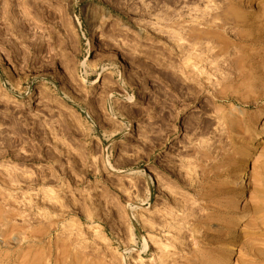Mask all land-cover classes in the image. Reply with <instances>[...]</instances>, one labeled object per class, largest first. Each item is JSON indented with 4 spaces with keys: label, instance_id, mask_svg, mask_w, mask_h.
Masks as SVG:
<instances>
[{
    "label": "rangeland",
    "instance_id": "374dc122",
    "mask_svg": "<svg viewBox=\"0 0 264 264\" xmlns=\"http://www.w3.org/2000/svg\"><path fill=\"white\" fill-rule=\"evenodd\" d=\"M183 1L161 6L185 25L230 8ZM231 1L200 74L165 53L176 83L155 68L157 0H0V264H264V0Z\"/></svg>",
    "mask_w": 264,
    "mask_h": 264
},
{
    "label": "bare ground",
    "instance_id": "6f19581e",
    "mask_svg": "<svg viewBox=\"0 0 264 264\" xmlns=\"http://www.w3.org/2000/svg\"><path fill=\"white\" fill-rule=\"evenodd\" d=\"M182 1L181 0H157V9H156L157 10L156 12L157 13L156 14L157 23L156 24H159L158 25L159 31L157 33L158 34L157 35L158 49L156 50L154 54V60H155V66H156L155 68H156V71H158L157 73L159 74H161L162 72H166V71L170 72V74H172L176 83H180L181 81V78H179V75L177 73L180 70L178 66L174 64V62L165 61V53L166 52L168 53V58L175 59V60H177V55H180V56L182 55L183 57L182 58L183 59L182 68H190L194 66L195 68H198V71L200 74L203 71L200 68V65L203 61H206L208 57V56L207 57L203 56L204 48L208 47L207 43L212 44L211 47H209L207 51L212 52L213 55H218L225 49V46L227 45V42L229 41L228 40L229 36L225 33V29H226L225 26L226 24L234 20L235 16H230V15L236 12V8H237V6L235 5V2L231 0L229 2L230 8L228 10L225 9L222 11H217L218 9L214 10L212 8V11L204 10L205 14L202 15V10L199 8L197 10L199 11L201 10V16L197 15L196 18L200 19V22H198L197 25H190V24L185 25L184 21H187V20H185V18L183 17V12H179L177 17L176 16L174 17L173 15L170 16L169 12L168 11L164 12V9L161 6L162 4L164 5L165 3H167V4H173L178 8L181 5L180 3H182ZM249 1L252 3L254 2V4H256L255 2L257 0H249ZM183 2H185V0ZM185 4L187 3L185 2ZM240 15L244 16V15H247V13L243 12ZM241 16H239V18ZM12 18L13 17H11L10 15L6 16L5 19L7 20V22L5 25L7 26L9 31H12L15 33L17 30H20V29L22 31L23 27L29 28V26L32 24V23H27L26 21H21V22H18L17 24V22L15 21H14L15 23L13 22ZM163 24L168 25V28L170 29L163 30V26H161ZM165 40L166 42H164ZM90 41L96 44L97 36H96L95 31H93L92 38L90 39ZM163 45L166 46L165 50L162 48ZM206 54L207 52L204 55ZM208 55L210 56L209 53ZM107 56L108 58L111 57L112 59L116 61V66L119 68L122 74L124 71L129 70L128 63L126 62L123 56L117 54L115 51H110ZM104 69H107V68H103V71ZM139 93H142V94H139V96L135 99V101H142L144 99L145 94H143L142 91H140ZM256 124H257L255 127L256 129L253 132L252 137H251L252 142H255V141L257 142V140L259 139L260 133L264 131V124H262L261 121L260 123H256ZM253 144L254 143H252L245 149L240 159V162H238L240 175L236 181V187L238 189L236 200H235L236 202H239L241 199H243L244 197L248 195L247 185L250 180V163H251L250 161L255 152V146H254L255 144L254 145ZM236 237L237 236L232 237L230 242L226 244L225 249L227 252L231 253L232 251H235L236 245H237ZM63 241L67 243L70 242L68 241V239H65ZM54 257H57V256H54ZM59 261H62V257H61V260L57 259V263H60ZM78 262H79V257L76 255V253L73 252L67 258H65V260L63 261V264H78Z\"/></svg>",
    "mask_w": 264,
    "mask_h": 264
}]
</instances>
